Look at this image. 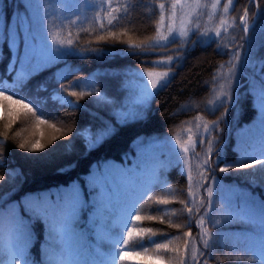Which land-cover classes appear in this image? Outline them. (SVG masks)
<instances>
[{"label":"trees","instance_id":"1","mask_svg":"<svg viewBox=\"0 0 264 264\" xmlns=\"http://www.w3.org/2000/svg\"><path fill=\"white\" fill-rule=\"evenodd\" d=\"M170 1L32 0L33 9L29 15L35 17L34 26L40 43L65 50L68 54L36 73L24 87H20L14 85L15 72H8L12 56L7 44L0 49V91L6 90L7 95L16 94L14 99H23L35 112L33 115L13 105V115L10 116L5 110L7 102L0 106V156L4 160L0 166V176L17 167L24 174L22 184L20 177L14 181L5 179L0 184V195L18 186V190L4 202L6 206L30 193L52 187L67 188L73 181H78L86 192L90 178L88 174L102 159L121 160L126 153L127 158L135 153L143 158L147 147L155 142L175 140L183 143L193 140L195 146L186 159H179L161 147L160 154L164 152L167 155L159 158L164 163L158 158L153 160L158 162L155 169L163 166V175L154 181L144 182L141 187L143 192L135 200L125 192L128 204L121 209V218L117 210L107 225L98 220L93 228L88 223V210L82 213L81 224L88 233L91 245L83 259L95 264H155L157 257L159 264H181L182 260L188 264H264V258L260 256L264 249L258 243V235L242 224L216 225L222 229L223 239L213 251L211 259L199 257L195 262L191 259L193 247L203 250L199 236L213 229L214 222L220 218L217 209L221 197L230 195L228 192L221 193L211 179L202 176L207 171L203 166L209 147L207 140L223 138V160L226 162L240 158L242 151L249 152L256 159H264L259 154L261 131L253 97L250 94L242 95L239 105L231 107L227 104L221 106L217 101V96L228 92L230 83L235 82L228 74L235 52L242 56L245 52L246 34L239 17L246 8L249 9L250 18L254 19V33L248 38L250 63L244 67V75L239 76L240 85L260 76L264 66V0H256V4L254 0H232L229 14L235 20V25L230 31H222L208 41L198 40L195 32L179 49L180 40L176 39L167 45L151 44L162 21L163 9L160 5L168 8ZM18 2L2 0L0 13L7 11L11 17ZM69 40L72 41L71 45L68 44ZM137 44L142 47H132ZM173 55L181 57L176 58L170 66L174 69L170 82L155 93L146 110V118L125 126L117 125L112 137L91 151L86 150L83 136L75 133L89 127L93 131L102 127L97 113L115 124L109 107L98 106L95 93L102 92L115 100L117 107H129L126 79L134 70L163 67L156 60ZM53 90L65 95L67 101L60 102L53 98ZM240 91L243 94L245 89L241 87ZM72 92H83L85 95L78 100L77 96L71 95ZM37 115L46 123L38 124ZM213 121L218 123L213 125ZM206 124L209 125L207 130L204 127ZM62 134L70 136L73 142L70 154L65 152L67 139H57L52 145L48 144L52 136L61 137ZM37 140L45 145V149L39 153L26 151ZM200 140L205 142L201 144ZM20 143L25 144V150L18 147ZM212 147L216 152L219 144L214 141ZM245 162L251 163V160ZM70 164L73 167L60 171ZM226 166L227 163L220 162L216 168L222 178L220 183L246 187L243 172L249 170L219 173V167ZM205 184L213 189L212 198L207 196ZM117 185L119 190L123 189L120 182ZM254 194L264 197V190L257 188ZM210 199L214 200L215 207L209 203ZM160 200H168L169 203H155ZM187 208H192L193 212L189 213ZM135 215H139L141 220L133 221L131 217ZM149 216L155 219H147ZM201 219L204 220L203 225L200 224ZM129 228L133 230L131 238L127 235ZM148 229L156 235H149ZM34 230L39 239L31 252L39 258L43 240L42 224L36 223ZM141 231L143 235L137 236L136 233ZM124 239H129L128 245H124ZM186 240L189 241L187 245ZM254 240L257 241L254 245L256 251H250ZM157 245L168 247L158 248ZM97 247L99 253L95 251ZM120 251L128 253L123 261L119 259ZM0 260H8L6 250L0 253Z\"/></svg>","mask_w":264,"mask_h":264},{"label":"snow or ice","instance_id":"2","mask_svg":"<svg viewBox=\"0 0 264 264\" xmlns=\"http://www.w3.org/2000/svg\"><path fill=\"white\" fill-rule=\"evenodd\" d=\"M0 3H2V0H0ZM160 8L164 9L165 5L161 4ZM32 9V0H19L15 4V10L11 17H9L7 11L0 13V49L7 44L12 56L11 63L8 66V72H15L14 85L20 87H24L27 81L36 73L45 70L55 60L68 54L65 50L53 49L50 46H45L40 43L34 26L35 17H30L29 15ZM262 12H264V6H262ZM246 16L247 13L240 16L239 19L243 32L251 37L254 33V28L248 23ZM100 39L103 40L104 37ZM167 39V36L159 37V40ZM68 44L71 45L72 41L69 40ZM132 47L140 49L142 46L137 44L132 45ZM233 52H235V49H233ZM133 54L138 55L140 53ZM173 59L174 57L172 56L168 57V61H173ZM249 63L250 57L247 52L243 56L239 52H235L232 67L228 73L234 78L235 82L230 83L228 92H222L217 96V101L221 106L227 104L231 107L239 105L242 95L247 96L250 94L253 97V107L257 111V120L261 131L259 154L264 156V66H262L258 79L249 80L241 86L239 76L244 75L243 69ZM17 65H19V69ZM152 76V73H148L151 88H148L147 82L139 85L138 87H140L141 91L135 103L130 107H117L115 100L109 99L102 92L95 93L98 98V106L109 107V114L114 117L115 124H113L112 120L105 119L97 113V118L101 120L102 127L97 128L95 131L89 127L83 132L75 133V135L83 136L86 150L91 151L103 141L112 137L117 131V125L125 126L146 118L148 99L153 96L154 92H158L167 87V84L170 82L167 79L170 76L169 72L160 74L157 79H153ZM241 87L245 89L243 94L240 91ZM14 95L16 94L7 95L6 90L0 91V106H3L7 102L8 107L5 110L10 116L13 115L11 108L13 105H18L20 108L35 115L30 104L25 103L23 99H14ZM71 95L77 96L79 100L85 94L83 92L79 94L72 92ZM222 97H227V99H223ZM225 110L228 111L227 108ZM35 118L38 124L46 123L38 115ZM212 123L215 125L218 121H213ZM204 127L207 130L209 125L206 124ZM71 132L72 130L70 129L69 133ZM61 138L68 140L65 145V152L70 154L73 151V142L70 136L63 134L61 137L52 136L48 144L52 145L54 141ZM214 141L219 144L216 152L213 151L212 147ZM204 142V140L199 141L201 144ZM207 143L209 147L206 158L203 161V166L207 171L203 172L202 176L205 179H211L221 193L228 192L230 195L221 197L220 207L217 209L220 213V218L214 222L213 229L204 231L199 236V240L203 244V250H198L193 247L191 253L192 261L195 262L199 257H203L205 260L211 259L213 251L220 246L223 239L222 229L215 227L216 225L242 224L249 226L253 234L258 235V243L264 249V197H258L254 194V190L257 188L264 190V159H256L249 152L242 151L240 158L229 163L223 160L225 148L223 138L216 137L214 140H207ZM18 147L21 150H25L26 148L24 143H20ZM43 149H45V145L37 140L26 151L39 153ZM183 151L187 152L188 149L184 148ZM212 156L216 158H210ZM125 158H127V153L125 154ZM246 160H251V163L245 162ZM220 162L227 163L228 166L219 167V173H241L243 170H249L243 172V183L246 187L235 184L230 186L221 184L220 180L222 178L216 172V168ZM3 163V157L0 156V166ZM71 167L73 165L70 164L66 168L60 169V171H65ZM105 168L97 166V170L91 174L87 181L86 192L78 181H73L67 188L61 187L55 191L49 190L44 194L30 193L19 200L7 203L6 206L4 202L8 201L10 196L18 190V186L11 189L10 192H5L3 195H0V253L6 250L8 255V260H0V264H95L94 261H86L83 259L88 254L91 245L88 242V233L81 224V216L85 210H88V223L90 227L94 228L98 220L107 225L112 215L118 210L114 208L111 199V181L108 179ZM117 168L129 179L134 189L140 187L136 181L141 180L147 172L140 165H134L132 168H128L127 166ZM147 173V180L151 179L154 181L158 179V176L163 175V166ZM23 175V171L18 167L10 169L6 175L0 176V184L5 179L14 181L17 177H20L22 184ZM204 187L207 190V196L212 198L213 189L208 187L207 184ZM155 203L166 205L169 201L160 200L155 201ZM180 203L183 204L184 201H180ZM209 203L215 207L213 199H210ZM187 211L192 213L193 209L187 208ZM131 219L133 221H139L141 217L135 215ZM147 219L153 220L155 218L149 216ZM38 222L43 227V240L40 246L39 258L35 257L31 252V249L39 239L34 230V226ZM203 223L204 220L201 219L200 224L203 225ZM147 231L151 236L156 235L151 229ZM127 235L129 238L133 236V230L131 228L128 229ZM136 235L142 236L143 232H137ZM185 235L187 236L189 234L185 233ZM98 238H100L99 235ZM188 243L189 241L186 240L185 244L187 245ZM128 244L129 239H124V245ZM255 244H257V241L254 240L250 246V251H256L254 248ZM157 247L167 248L168 246L157 245ZM95 251L99 253V248H95ZM260 256L264 258V250H262ZM126 257H128V253L120 251L119 259L123 261ZM242 258L237 257V259ZM147 259L151 260L152 258L148 257ZM155 264H159V257L156 258ZM181 264H188V262L182 260Z\"/></svg>","mask_w":264,"mask_h":264},{"label":"rangeland","instance_id":"3","mask_svg":"<svg viewBox=\"0 0 264 264\" xmlns=\"http://www.w3.org/2000/svg\"><path fill=\"white\" fill-rule=\"evenodd\" d=\"M232 0H171L168 8L163 9L162 21L160 22L159 29L157 31L156 37L151 44L155 45H167L173 40H180L179 48H183L185 42L190 39V36L196 32L198 40L208 41L215 36H219L223 31H230L231 27L235 25V20L230 16V10L232 9ZM256 3V1H255ZM246 19L248 23L252 26L253 20L249 17V12H247ZM241 22V21H240ZM242 25V24H241ZM219 33V34H217ZM207 34V35H205ZM160 36H167V40H159ZM169 56L159 57L156 60V63L164 65L163 67H144L142 69L134 70L135 72L125 81L126 91L128 90L127 102L129 107L132 106L137 96L139 95L141 89L138 87L143 82H147L148 88H151V81L148 80V73H152L153 79L165 72H169L170 76L167 79H170L174 69L170 68L176 58H180L181 55H173V61H168ZM156 92L153 93V96ZM51 96L55 99H58L60 102L67 101V98L62 93L53 90ZM153 96L148 99V105L151 102ZM156 146H160L158 149ZM195 141L189 140L187 142L180 143L175 140L170 141H160L155 142L147 147L144 154V162L140 166L149 168L150 162L157 163L154 161L155 158H160V156L165 157V153H161V147L165 148L166 152L169 154L174 153L179 159H186L189 155V152L194 148ZM187 148L188 151L184 152L183 149ZM139 154H130L128 158L121 160L108 159L99 161L89 172V177L93 172L97 170V166L105 168L108 179L111 181V199L113 205L117 206V209L122 208L124 201H121L124 198L123 192L119 190L115 182H123L126 189H130L132 186L129 182V179L119 170L117 167L127 166L132 168L134 165H138L136 159L141 160ZM131 158V159H129ZM142 158V160H143ZM147 159L149 161H147ZM162 161L163 159H159ZM164 163V160L162 161ZM114 165V166H111ZM116 166V167H115ZM141 180L136 181L139 185ZM50 190L55 191L56 188L53 187ZM49 190L41 193H47ZM135 196L137 194L136 190L131 191ZM55 199V197H53ZM121 214V213H120Z\"/></svg>","mask_w":264,"mask_h":264},{"label":"water","instance_id":"4","mask_svg":"<svg viewBox=\"0 0 264 264\" xmlns=\"http://www.w3.org/2000/svg\"><path fill=\"white\" fill-rule=\"evenodd\" d=\"M248 47H249V46L247 45L246 52L248 51Z\"/></svg>","mask_w":264,"mask_h":264}]
</instances>
